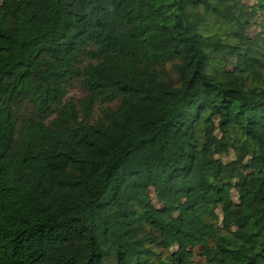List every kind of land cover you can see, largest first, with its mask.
Listing matches in <instances>:
<instances>
[{"label": "trees", "instance_id": "16d2710c", "mask_svg": "<svg viewBox=\"0 0 264 264\" xmlns=\"http://www.w3.org/2000/svg\"><path fill=\"white\" fill-rule=\"evenodd\" d=\"M194 247L264 264V0H0V264Z\"/></svg>", "mask_w": 264, "mask_h": 264}, {"label": "rangeland", "instance_id": "374dc122", "mask_svg": "<svg viewBox=\"0 0 264 264\" xmlns=\"http://www.w3.org/2000/svg\"><path fill=\"white\" fill-rule=\"evenodd\" d=\"M250 3L254 2L255 0H246ZM258 30V25H256L255 27H253L250 32L252 34H254L256 31ZM70 96H73L75 99H79L81 97H83L85 95V92L79 88H75L73 90L70 91ZM179 182H175V186H178ZM165 193V190H160V191H156L155 189H152V196H153V199L155 201L156 204H158L159 200V196H162L164 195ZM181 211H178L177 213L180 214ZM201 248L200 247H194V248H191L190 249V253H195V257H194V260H196V262L194 264H203L204 263V260L203 258L201 257L200 253H201ZM108 264H116V260L115 259H111Z\"/></svg>", "mask_w": 264, "mask_h": 264}]
</instances>
